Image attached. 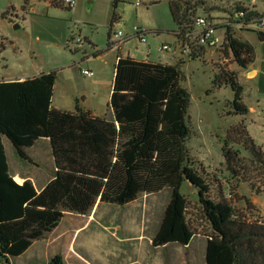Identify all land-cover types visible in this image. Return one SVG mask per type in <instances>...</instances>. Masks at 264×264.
<instances>
[{"label": "trees", "instance_id": "16d2710c", "mask_svg": "<svg viewBox=\"0 0 264 264\" xmlns=\"http://www.w3.org/2000/svg\"><path fill=\"white\" fill-rule=\"evenodd\" d=\"M43 1L53 7L72 9L64 0ZM117 2L114 0L115 6ZM28 4L29 0H25L24 8ZM204 4L201 0L169 1L172 19L178 26L173 34L181 42L194 29L197 16L221 21L230 12V8L222 6L218 11L200 13ZM235 7L247 12L246 22L254 17L264 18V12L260 14L254 8L248 11L239 3ZM117 19L114 13L112 24ZM219 28L225 29V37L213 86H230L234 92L228 103L231 114L247 115L243 87L227 66L234 60L241 68H248L255 50L249 42L237 38L231 27L218 25ZM259 36L264 40V33ZM206 53L201 48L190 58H202ZM184 63L183 59L167 64L119 55L109 114L104 116L95 115L79 101L74 111L54 108L56 71L25 80L0 81V259L9 261L26 254L36 241L57 228L66 213L89 214L97 202L124 206L142 194L168 188L171 196L152 239L153 247L171 243L186 246L194 235L201 234L207 238L206 264H264V216L260 209L249 197L239 195L238 183L228 190L221 188L214 195L213 181L194 166L187 146L192 134L187 122L191 94L183 86ZM3 136L29 163L32 160L25 149L42 139L49 141L54 175L40 191L30 180L23 184L13 180ZM236 144L239 148H235ZM242 149L264 174V151L243 125L230 129L222 147L227 170L243 178L246 169ZM184 181L198 191V208L193 218L189 217L193 209L190 201L181 193ZM48 264L64 262L56 255Z\"/></svg>", "mask_w": 264, "mask_h": 264}, {"label": "rangeland", "instance_id": "374dc122", "mask_svg": "<svg viewBox=\"0 0 264 264\" xmlns=\"http://www.w3.org/2000/svg\"><path fill=\"white\" fill-rule=\"evenodd\" d=\"M169 1L118 0L115 6L114 0H77L75 7L66 9L43 0H29L26 8L25 0H0V79L19 80L56 71L54 106L73 109L78 100L82 107H91V111L105 115L117 56L174 63L172 53L161 50L164 44H174L173 32L178 29ZM201 1L205 4L200 13L236 3L254 8L260 14L264 12V0ZM114 13L118 19L112 24ZM135 27L147 31L146 42L134 36ZM115 32L129 37L120 48L109 45ZM260 32L264 33V27L255 24L235 32L237 38L253 46L255 58L246 69L234 60L227 66L243 87L247 115L231 114L228 103L233 100L234 92L230 86H213L217 65L221 63L217 50H209L194 60L186 55L182 69L186 76L183 86L191 94L187 122L192 134L187 146L194 166L213 181L214 195L235 183L239 184L240 195L254 193L256 205L264 216L263 172L242 149L245 175L243 178L233 175L227 170L222 154L230 129L238 125H243L264 151V40ZM216 36L219 45L222 44L225 29H217ZM71 38L82 42L73 43ZM84 70L94 75L88 77ZM235 148L239 146L236 144ZM28 155L35 165L23 164L15 154L11 156L12 172L37 175L36 186L40 188L54 175L52 157L44 142L28 151ZM169 193L170 189L166 188L159 193L142 194L124 206L97 202L86 215L66 213L57 229L36 241L26 254L9 261L0 259V264H48L56 255L62 257L64 264H206L201 234H196L201 236H196L189 248L151 246V236L169 202ZM181 193L190 201L193 209L189 217L193 218L198 208L197 194L188 181L183 182ZM194 225L198 226V222Z\"/></svg>", "mask_w": 264, "mask_h": 264}, {"label": "built area", "instance_id": "2783aa9c", "mask_svg": "<svg viewBox=\"0 0 264 264\" xmlns=\"http://www.w3.org/2000/svg\"><path fill=\"white\" fill-rule=\"evenodd\" d=\"M65 5L73 8L75 7L77 0H64ZM139 2L136 3V6H139ZM230 8V12L227 13L223 20L218 21L215 18L207 15H199L195 18L194 29L189 33L185 34L183 41L181 42L175 35L176 44L179 45L187 54L188 58L193 52H197L199 49L204 48L206 51L213 50L218 51L221 49L222 44L219 45V38L216 36L217 26L225 25L231 27L234 31L237 30H246L250 28L251 24L257 25L259 28L264 27V18L254 17L250 21H245L247 12L244 9H238L235 7V4L227 6ZM237 8V9H236ZM246 10H250L249 7H245ZM147 31L141 30L138 27L134 28V36L139 39L141 42H146ZM129 37H124L121 32H115L110 40L109 45L111 47H121ZM73 43H81V39L72 38ZM161 50L167 52H173L174 48L172 45L164 44L161 46ZM191 59V58H190ZM83 74L92 77L94 73L89 70H84ZM227 198H230L229 192L225 193Z\"/></svg>", "mask_w": 264, "mask_h": 264}, {"label": "crops", "instance_id": "0c3cea01", "mask_svg": "<svg viewBox=\"0 0 264 264\" xmlns=\"http://www.w3.org/2000/svg\"><path fill=\"white\" fill-rule=\"evenodd\" d=\"M169 45H172L173 46V48H174V51L173 52H171L172 53V56H173V58H174V63L176 62V61H178V60H180V59H183L187 54H186V52L179 46V45H177L176 44V39H175V42H174V44H169ZM117 58H118V56H117ZM183 61H185V59H183ZM167 63V62H166ZM174 63H172V64H174ZM185 63H186V61H185ZM184 63V64H185ZM167 64H169V63H167ZM32 78V77H31ZM27 79V78H26ZM19 80H25V79H19ZM0 81H5V82H9V81H15V80H3V79H0ZM55 88V87H54ZM112 90V89H111ZM110 96H111V92H110ZM53 97H54V94H53ZM53 97H52V106L54 107V108H56V109H60V110H66V111H74L75 110V106H74V108L73 109H64V108H61V107H58V106H54L53 105ZM78 101V100H77ZM75 105H76V103H75ZM89 109H91V107H88ZM95 115H98V116H104V115H102V114H98V113H96V112H93ZM107 114H109V113H107ZM106 115V114H105ZM41 142H44V143H46V145H47V148H48V151H49V153H50V155H51V149H50V145H49V141L47 140V139H42V140H40V141H38L34 146H32L31 148H28V149H25V152H26V154L28 155V151H31V150H33V149H36V146L38 145V144H40ZM2 143H3V146H4V150H5V153H6V156H7V162H8V166H9V170H10V174H11V176H12V178H13V180L17 183V184H23L26 180H30L33 184H34V186L36 187V189H37V191H40L52 178H50L47 182H45L44 184H43V186L42 187H40V188H38L37 186H36V179L38 180L39 179V177L37 176V175H31V174H29V173H25V174H21L20 173V171H14V172H12V158H11V156H13V155H15V154H17V152H16V150H15V148H14V146L12 145V143L5 137V136H3L2 137ZM17 156H18V154H17ZM29 156V155H28ZM19 157V156H18ZM30 157V156H29ZM51 157H52V155H51ZM19 159L22 161V163L23 164H26V165H35L34 164V162L32 161V163H29V162H27V161H24V160H22L20 157H19ZM30 159H31V157H30ZM32 160V159H31ZM52 161H53V157H52ZM53 165H54V162H53ZM238 193H239V195H240V191H239V189H238ZM170 196H171V190H170ZM241 196H242V194H241ZM244 196H247V197H249L250 199H251V201L256 205V202H255V194L254 193H250L249 195H244ZM136 201V200H135ZM134 202V201H133ZM132 203V202H131ZM131 203H129V204H131ZM168 204V203H167ZM257 206V205H256ZM165 211V210H164ZM164 211H163V214H164ZM163 214H162V217H161V219H160V221H159V223H157L158 225H157V227L155 228V230H154V233L152 234V236H151V239H150V244H151V246H152V239H153V237L155 236V234L158 232V230H159V228H160V225H161V222H162V218H163ZM65 217V216H64ZM64 219V218H63ZM62 219V220H63ZM61 223V222H60ZM59 223V224H60ZM59 226V225H58ZM57 226V227H58ZM57 228H55V230H56ZM54 231V230H53ZM52 233V232H51ZM196 236H201V235H194L193 236V238L191 239V241H190V243L188 244V245H186V246H182V245H180V244H176V243H171V244H168V245H165V246H161V247H153V248H155V249H158V248H164V247H167V246H170V245H179V246H181V247H183V248H189L192 244H193V242H195L194 240H195V238H196ZM202 238H203V240H202V250H203V252H204V255L206 256V248H207V238L205 237V236H201ZM33 246V245H32ZM31 246V247H32ZM30 250V249H29Z\"/></svg>", "mask_w": 264, "mask_h": 264}, {"label": "water", "instance_id": "95a60500", "mask_svg": "<svg viewBox=\"0 0 264 264\" xmlns=\"http://www.w3.org/2000/svg\"><path fill=\"white\" fill-rule=\"evenodd\" d=\"M195 193H196V194H198V191H197V190H195Z\"/></svg>", "mask_w": 264, "mask_h": 264}]
</instances>
